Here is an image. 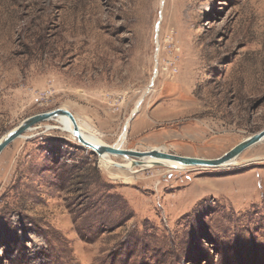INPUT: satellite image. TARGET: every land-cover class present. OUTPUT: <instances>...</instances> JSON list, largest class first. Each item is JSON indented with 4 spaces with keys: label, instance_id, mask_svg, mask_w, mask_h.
<instances>
[{
    "label": "rangeland",
    "instance_id": "1",
    "mask_svg": "<svg viewBox=\"0 0 264 264\" xmlns=\"http://www.w3.org/2000/svg\"><path fill=\"white\" fill-rule=\"evenodd\" d=\"M58 107L107 144L220 156L264 128V0H0V137ZM59 125L0 153V264H264V139L107 168Z\"/></svg>",
    "mask_w": 264,
    "mask_h": 264
},
{
    "label": "water",
    "instance_id": "2",
    "mask_svg": "<svg viewBox=\"0 0 264 264\" xmlns=\"http://www.w3.org/2000/svg\"><path fill=\"white\" fill-rule=\"evenodd\" d=\"M158 26V24H157ZM67 117L72 125L71 135L81 145L91 149L102 160L106 155H119L124 160L130 161L131 166H148L155 164L169 165L161 162V160L174 161V165H170L175 168H182L187 166H211L217 167L235 159L242 151L249 146L264 139V128L260 131L253 133L244 139L234 144L231 148L225 151L223 154L216 158H205L197 156L178 155L175 153L166 152L156 147L137 150L135 148H121L116 147L114 144H101L94 143L87 140L81 133L80 127L77 124L74 114L63 107H58L48 111L38 112L25 117L18 125L9 130L6 134L0 137V153L2 150L13 140L22 136V134L32 129L34 125L48 121L51 119H57V117ZM113 166L117 168L126 169L125 164L115 161Z\"/></svg>",
    "mask_w": 264,
    "mask_h": 264
},
{
    "label": "bare ground",
    "instance_id": "3",
    "mask_svg": "<svg viewBox=\"0 0 264 264\" xmlns=\"http://www.w3.org/2000/svg\"><path fill=\"white\" fill-rule=\"evenodd\" d=\"M136 111V110H135ZM56 120V119H55ZM58 122H60V125L57 126V128L62 129L63 131H67L70 135H71V130H72V125L71 122L69 121V119L67 117L61 116V117H57ZM78 126L80 127L81 133L82 135L89 141L94 142V143H101V144H105L104 142H102L99 138V134L96 132V130L89 124L84 122H79L78 119H76ZM128 123V122H127ZM127 125V124H126ZM47 128H50V126ZM52 128V127H51ZM72 136V135H71ZM123 135L120 139L119 142H117L116 144H114L116 147H121L123 148ZM160 149V148H157ZM110 155H106V157H104L102 160H104V166L105 167H110L113 165V163L115 161L109 159ZM109 159V160H108ZM234 160V159H233ZM233 160L229 161L233 163ZM161 162L163 163H167L169 165H174L175 162L174 161H166V160H161ZM227 162V163H229ZM225 163V164H227ZM126 167H128L129 169H132L133 166L130 165V161L127 162V164H125ZM150 166V165H148ZM130 181V179H127Z\"/></svg>",
    "mask_w": 264,
    "mask_h": 264
}]
</instances>
